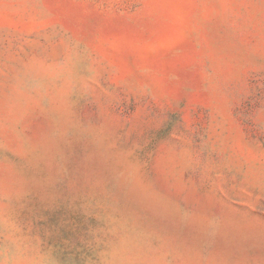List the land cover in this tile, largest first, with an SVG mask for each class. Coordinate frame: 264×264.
Returning <instances> with one entry per match:
<instances>
[{
    "label": "rangeland",
    "instance_id": "374dc122",
    "mask_svg": "<svg viewBox=\"0 0 264 264\" xmlns=\"http://www.w3.org/2000/svg\"><path fill=\"white\" fill-rule=\"evenodd\" d=\"M0 264H264V0H0Z\"/></svg>",
    "mask_w": 264,
    "mask_h": 264
}]
</instances>
